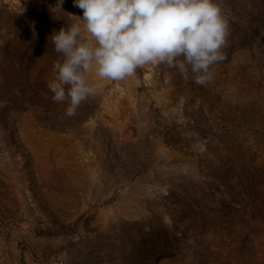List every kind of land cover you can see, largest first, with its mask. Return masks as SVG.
Here are the masks:
<instances>
[{
  "label": "rangeland",
  "instance_id": "obj_1",
  "mask_svg": "<svg viewBox=\"0 0 264 264\" xmlns=\"http://www.w3.org/2000/svg\"><path fill=\"white\" fill-rule=\"evenodd\" d=\"M215 2L210 82L93 74L68 117L51 35L82 10L0 0V264H264V0Z\"/></svg>",
  "mask_w": 264,
  "mask_h": 264
},
{
  "label": "clouds",
  "instance_id": "obj_2",
  "mask_svg": "<svg viewBox=\"0 0 264 264\" xmlns=\"http://www.w3.org/2000/svg\"><path fill=\"white\" fill-rule=\"evenodd\" d=\"M74 6L83 23L52 33L60 58L47 85L68 117L97 93L90 75L120 82L138 68L165 64L204 85L224 59L228 21L215 0H74Z\"/></svg>",
  "mask_w": 264,
  "mask_h": 264
},
{
  "label": "bare ground",
  "instance_id": "obj_3",
  "mask_svg": "<svg viewBox=\"0 0 264 264\" xmlns=\"http://www.w3.org/2000/svg\"><path fill=\"white\" fill-rule=\"evenodd\" d=\"M63 203V202H62ZM64 204V203H63ZM64 205H66V204H64Z\"/></svg>",
  "mask_w": 264,
  "mask_h": 264
}]
</instances>
